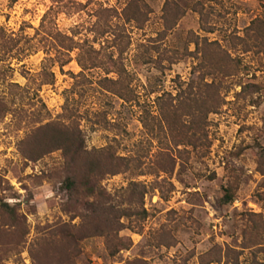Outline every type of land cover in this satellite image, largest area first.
I'll return each instance as SVG.
<instances>
[{
	"label": "rangeland",
	"instance_id": "obj_1",
	"mask_svg": "<svg viewBox=\"0 0 264 264\" xmlns=\"http://www.w3.org/2000/svg\"><path fill=\"white\" fill-rule=\"evenodd\" d=\"M172 1L176 22L165 0H0V264H225L228 250L229 264L264 263V69L230 41L264 21V0ZM196 4L214 32L200 30ZM191 34L234 59L230 76L203 69ZM116 79L127 101L105 81ZM199 92L205 138L175 137L191 115L170 127L162 111ZM69 127L86 151L126 161L99 181L120 212L113 229L124 226L110 249L92 200L63 189L70 169L55 140Z\"/></svg>",
	"mask_w": 264,
	"mask_h": 264
},
{
	"label": "trees",
	"instance_id": "obj_2",
	"mask_svg": "<svg viewBox=\"0 0 264 264\" xmlns=\"http://www.w3.org/2000/svg\"><path fill=\"white\" fill-rule=\"evenodd\" d=\"M138 5V0H131L129 7L133 8ZM198 4L192 6V11L199 16L200 30L205 33L214 32V26L209 24L207 21L206 14L203 13L201 8H197ZM134 9V8H133ZM164 13L173 15L174 21H178L184 12L175 5L172 0H165ZM200 40V41H199ZM230 41L233 43V49L239 48L238 51L241 53H254L262 60V66L264 69V21L260 18L253 19L248 27L244 31L242 37L233 36ZM188 43L194 45L195 49L198 50L200 44H202V61L206 63V67L213 78L219 81L230 76V66L227 63L234 62L226 51L220 48L216 41L208 42L206 38H199L195 35H190ZM213 57V58H212ZM213 59V61H212ZM220 59V60H217ZM231 59V60H230ZM110 86V91L114 95L118 96L122 100H128L129 91L127 87L122 84L119 79L116 80H105ZM212 87L206 85V87ZM258 91V87L254 84H247L242 86L241 92H247L252 94L253 90ZM198 96V97H197ZM195 99L189 100L187 103L181 105L178 108H170L162 111L165 123L171 127V124L176 126V122L173 117L181 118L184 113L191 115L190 120L187 123H181L182 135H175L177 138H187L188 140H194L199 142L204 136V126L206 115L209 113L211 108H207L205 104L206 97L202 92H199ZM213 111V110H212ZM187 128L186 131H183ZM178 131V130H175ZM56 143L62 146L66 158H68V166L70 174L63 182V189L66 192L69 200L73 198H79L82 200H92L89 207L92 211L91 218L95 219V223L98 221L104 225V230L93 228L94 233H98L106 239L107 247L110 249V245L113 243V230L119 232L124 228L122 224H118V228L113 229L114 225L118 223L119 209H116L112 204H108L109 198H106L103 191L99 188V181L106 175H116L120 173L124 168L127 167L126 161L122 157L114 156L110 149L103 148L100 150L86 151L83 146L80 131L77 127H69L68 133L61 135L60 139L55 140ZM134 189L128 196L129 201L135 200V192L138 191L136 185H133ZM230 190L225 191L224 200L231 202L232 198L229 195ZM137 197V196H136ZM141 198V192L140 196ZM107 205V206H106ZM101 214L102 216H99ZM118 216V217H116ZM103 217V218H102ZM97 227V226H95ZM100 231V232H98ZM111 243V244H110ZM111 254L114 255L117 251L115 246ZM233 251L228 250L225 264H229V255ZM233 264H238L237 259H233ZM264 264V263H263Z\"/></svg>",
	"mask_w": 264,
	"mask_h": 264
}]
</instances>
